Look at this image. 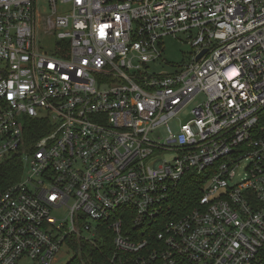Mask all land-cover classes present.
I'll return each instance as SVG.
<instances>
[{
	"label": "built area",
	"instance_id": "1",
	"mask_svg": "<svg viewBox=\"0 0 264 264\" xmlns=\"http://www.w3.org/2000/svg\"><path fill=\"white\" fill-rule=\"evenodd\" d=\"M45 3L0 0V162L21 168L0 264L105 238L111 264H264V0ZM181 34L189 60L151 71Z\"/></svg>",
	"mask_w": 264,
	"mask_h": 264
},
{
	"label": "rangeland",
	"instance_id": "2",
	"mask_svg": "<svg viewBox=\"0 0 264 264\" xmlns=\"http://www.w3.org/2000/svg\"><path fill=\"white\" fill-rule=\"evenodd\" d=\"M46 0H39L40 4V13H43L45 15L49 14L50 11L47 9L46 6ZM68 9V6H58V11H66ZM40 34V33H39ZM192 52V47L189 44L188 39L184 35H177L175 37L173 36H165L163 39V51L161 59L158 62H153L149 64V69L154 72H166V73H172L175 71L176 68H178V65H181L182 63H185L189 60ZM203 95L200 94L196 96V98L186 105L182 110L178 113L175 120L170 122V127L173 130H176L179 123H184L190 118V110L193 108L194 105L199 103L203 100ZM160 135L162 137L166 136V131L164 128L159 129ZM162 158L167 159L169 158V154H164ZM241 163L240 165H242ZM191 193V192H188ZM52 216H55L58 219H61L62 217L66 216V210L65 209H59V210H53L51 212ZM72 244V242H71ZM73 250L67 249L65 246L61 247V250L59 254L57 255V264H65L70 257L73 255ZM15 264H36L33 260L23 257L16 261Z\"/></svg>",
	"mask_w": 264,
	"mask_h": 264
},
{
	"label": "trees",
	"instance_id": "3",
	"mask_svg": "<svg viewBox=\"0 0 264 264\" xmlns=\"http://www.w3.org/2000/svg\"><path fill=\"white\" fill-rule=\"evenodd\" d=\"M20 173L19 162L13 160L0 162V189L15 183L19 179ZM188 196L189 202H193L194 194L191 192L188 193ZM70 241V243L68 242L69 247L74 252L65 264H111L112 245L109 239L105 238L95 242L83 239H72Z\"/></svg>",
	"mask_w": 264,
	"mask_h": 264
},
{
	"label": "water",
	"instance_id": "4",
	"mask_svg": "<svg viewBox=\"0 0 264 264\" xmlns=\"http://www.w3.org/2000/svg\"><path fill=\"white\" fill-rule=\"evenodd\" d=\"M198 57H200V56H198Z\"/></svg>",
	"mask_w": 264,
	"mask_h": 264
}]
</instances>
